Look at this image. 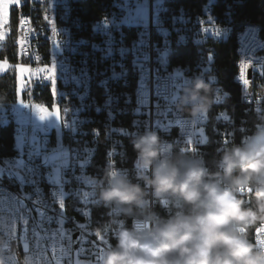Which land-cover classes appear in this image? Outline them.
I'll use <instances>...</instances> for the list:
<instances>
[{
  "label": "built area",
  "instance_id": "obj_1",
  "mask_svg": "<svg viewBox=\"0 0 264 264\" xmlns=\"http://www.w3.org/2000/svg\"><path fill=\"white\" fill-rule=\"evenodd\" d=\"M129 1L0 0L12 7L16 55L27 68L26 106L19 114L11 106H0V127L9 126L14 139L11 154L0 162V213L17 206L29 221L25 225L24 220L0 215L4 264H95L92 242L106 234L108 245L114 244L112 233L122 222L129 227L132 223L119 208L101 204L98 190L109 168L126 171L137 182L131 143L135 135L155 131L177 149L202 156L215 171L212 162L224 145L240 143L264 122V27L237 19L244 0H203L196 14L183 6L167 13L164 0H144L148 19L123 25L121 10ZM18 15L24 17L20 27ZM11 28L9 18L6 24L0 20V53ZM235 28L234 71L226 80L215 47ZM179 49L186 50L184 62ZM0 62L5 60L0 57ZM195 77L210 83L217 99L199 119L179 106ZM33 103L67 106L58 130L32 124ZM16 138L23 141L21 152ZM154 210L161 216L169 211L158 202ZM53 219L51 227L63 226L71 237V250L62 240L55 247L51 241L41 243V251L47 247L41 260L33 226ZM82 225L88 227L80 229ZM25 235L33 249L29 254L22 250ZM254 241L264 244V227L256 228Z\"/></svg>",
  "mask_w": 264,
  "mask_h": 264
},
{
  "label": "clouds",
  "instance_id": "obj_2",
  "mask_svg": "<svg viewBox=\"0 0 264 264\" xmlns=\"http://www.w3.org/2000/svg\"><path fill=\"white\" fill-rule=\"evenodd\" d=\"M216 102L200 77L179 98L193 119L206 117ZM131 143L137 182L109 168L99 183V202L132 221L112 233L115 243L101 264H264V244L254 241L256 228L264 227V122L240 143L225 144L212 162L215 171L155 131ZM157 202L166 215L154 210Z\"/></svg>",
  "mask_w": 264,
  "mask_h": 264
},
{
  "label": "trees",
  "instance_id": "obj_3",
  "mask_svg": "<svg viewBox=\"0 0 264 264\" xmlns=\"http://www.w3.org/2000/svg\"><path fill=\"white\" fill-rule=\"evenodd\" d=\"M167 8L166 12H174L178 6H183L187 13L196 14L203 0H164ZM238 20L252 21L261 24L264 27V0H244V4L240 8ZM11 31L6 39L3 51L0 53L1 59L10 64L11 67L4 73L0 74V106L9 107L16 102L17 78L14 66L21 63L16 55V39L15 23L11 24ZM236 28L230 34L228 40L221 45L215 47L216 63L220 69V73L226 80H230V75L234 71L235 62V32ZM184 49L178 50V58L184 62L187 53ZM194 53V49H190V54ZM173 60V59H172ZM175 60V57H174ZM264 74V69H263ZM230 82V81H229ZM14 139L9 126L0 127V159L3 156L11 154ZM95 222V216L93 217Z\"/></svg>",
  "mask_w": 264,
  "mask_h": 264
},
{
  "label": "rangeland",
  "instance_id": "obj_4",
  "mask_svg": "<svg viewBox=\"0 0 264 264\" xmlns=\"http://www.w3.org/2000/svg\"><path fill=\"white\" fill-rule=\"evenodd\" d=\"M155 2L158 3V0H155ZM0 5L2 9L0 20L2 23L6 24L7 19L9 18V9L11 5L9 2H1ZM121 6L122 5H120V8ZM139 17L144 21L148 19V7L144 5V0H130L129 7L121 10L119 23L123 25H132L133 21ZM7 35L8 33L4 31L3 36L6 37ZM10 67L11 65L8 63L0 62V74H4ZM14 69L17 78L16 102L11 105L10 110L13 113L19 114L23 107L26 106V103L23 100V92L25 89L27 68L22 63H19L14 66ZM48 110H52V112L56 113V116H49L45 119H41L40 113ZM66 110V105H62L61 108H58L56 106L49 108L46 106H41L38 103H33L30 109L31 122L35 127H39L41 129H43V127L46 125L49 129L53 128L55 130H58L59 121L65 118ZM22 142L23 141L20 138L15 139V146L19 152L23 150ZM57 157V155L53 156V158Z\"/></svg>",
  "mask_w": 264,
  "mask_h": 264
},
{
  "label": "snow or ice",
  "instance_id": "obj_5",
  "mask_svg": "<svg viewBox=\"0 0 264 264\" xmlns=\"http://www.w3.org/2000/svg\"><path fill=\"white\" fill-rule=\"evenodd\" d=\"M11 9L12 7H10L9 9V27L11 26ZM21 18H24L21 15H18V20H17V26H19V20ZM22 30V28H21ZM248 66L245 65L243 66L242 70H241V77L244 78V69L247 68ZM51 113V115H50ZM40 118L41 119H45L49 116H56V113L51 111H45L40 113ZM85 196L87 197V193H85ZM9 209L10 210H5L4 213H0V215H7L12 219H15L17 221L20 220H24V209L22 208H18L17 206L13 207L12 205H9ZM25 225H27L29 223V221H25L24 222ZM53 224H56L55 219H53L52 222L50 223H44L43 221H41L40 223H35L33 226V233H32V238L33 241L35 242V252L37 254L40 255L41 260H43V253L47 252V247H44L43 251H41V243H44L45 245H47L50 241L53 242V247H55V241L56 240H62V241H66L68 250H71V244H72V240L70 236H66L65 232L66 230L64 229L63 226H58L56 228L51 227ZM88 225H82L79 226L80 229H85L87 228ZM46 234V239H42L43 235ZM88 235H94V233L89 232ZM95 236V235H94ZM108 236L105 234V238L103 240H98L97 242H92L93 243V247L95 248V251L93 253H91V255L94 257V261L95 264H100V261L103 258V251L104 248L108 246ZM22 250L25 254H29L30 252L33 251V249L30 247V242L27 239V235H25L24 237V243L22 245ZM70 259V257H69ZM47 264H51V260H49L47 262ZM87 264H93L92 260H88Z\"/></svg>",
  "mask_w": 264,
  "mask_h": 264
},
{
  "label": "bare ground",
  "instance_id": "obj_6",
  "mask_svg": "<svg viewBox=\"0 0 264 264\" xmlns=\"http://www.w3.org/2000/svg\"><path fill=\"white\" fill-rule=\"evenodd\" d=\"M0 162H1V159H0Z\"/></svg>",
  "mask_w": 264,
  "mask_h": 264
}]
</instances>
